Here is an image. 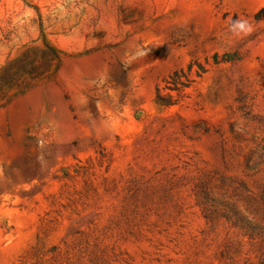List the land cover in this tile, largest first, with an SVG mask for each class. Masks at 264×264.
Returning <instances> with one entry per match:
<instances>
[{"label": "rangeland", "instance_id": "obj_1", "mask_svg": "<svg viewBox=\"0 0 264 264\" xmlns=\"http://www.w3.org/2000/svg\"><path fill=\"white\" fill-rule=\"evenodd\" d=\"M263 9L0 0V264H264Z\"/></svg>", "mask_w": 264, "mask_h": 264}, {"label": "trees", "instance_id": "obj_2", "mask_svg": "<svg viewBox=\"0 0 264 264\" xmlns=\"http://www.w3.org/2000/svg\"><path fill=\"white\" fill-rule=\"evenodd\" d=\"M262 16H264V9L261 10L260 12H258V13L255 15V18H256V19L264 18V17H262ZM50 50H52V49H50ZM52 52H53V50H52ZM179 77H180V74H179L178 72H177V73H174V74H173V75H172V76L166 81V84H167V85H169V84H174V83L176 84L177 81H178V79H179ZM178 84H181L180 89L186 88V87H188V85H189L188 82H186V83H179V81H178ZM167 88H168V87H167ZM155 99H156V102L159 103V104L162 105V106H169V105L172 104V103H171V98H170V96H169L168 94L162 95L160 89H157V90H156V97H155Z\"/></svg>", "mask_w": 264, "mask_h": 264}]
</instances>
